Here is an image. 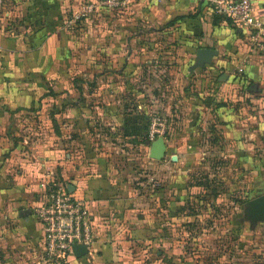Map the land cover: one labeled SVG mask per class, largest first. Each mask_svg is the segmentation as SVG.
Listing matches in <instances>:
<instances>
[{"label": "crops", "instance_id": "crops-1", "mask_svg": "<svg viewBox=\"0 0 264 264\" xmlns=\"http://www.w3.org/2000/svg\"><path fill=\"white\" fill-rule=\"evenodd\" d=\"M4 1L0 0L1 264H40V232L30 212L49 182L68 186L94 222L87 253L79 258L72 254L64 264H124L127 250L143 259L162 240L155 224H165L167 210L182 202V196L167 197L166 188L183 189L191 197L195 183L180 185L181 177L152 187L153 194L149 190L141 195L103 162L105 154L90 152L80 143L95 132L94 127L93 132L88 130L92 125L123 128L140 122L139 112L146 108L138 102L140 91L129 90L128 101L124 91L119 93L120 75L158 72L165 69L160 62L170 59L193 62L195 73L200 68L196 50H212L209 61L202 64L209 79L202 91L210 98L200 102L190 95L201 116L191 115L189 120L182 110L186 103H173L180 113L179 124L193 125L203 118L210 127L208 139L217 140L222 156L232 153L245 160L247 155H264V56L245 27L220 16L213 22L216 17L205 1L135 0L92 23L72 19L81 0H40L39 6L28 0ZM250 1L254 16L264 24V0ZM104 63L109 89L94 86L95 99L87 101L92 94L86 71L93 68L96 81ZM196 87L189 86V91ZM31 124L34 131L29 127L27 134ZM54 124L61 125L60 131H54ZM41 125L47 126L42 130ZM58 139L63 140L62 149L55 147L53 141ZM165 155L158 161L162 170ZM184 198L177 214L184 212Z\"/></svg>", "mask_w": 264, "mask_h": 264}, {"label": "rangeland", "instance_id": "rangeland-1", "mask_svg": "<svg viewBox=\"0 0 264 264\" xmlns=\"http://www.w3.org/2000/svg\"><path fill=\"white\" fill-rule=\"evenodd\" d=\"M84 1L88 0H81L78 7ZM108 13L112 11L101 9L90 12L82 19L92 23L99 16L108 17ZM157 63L150 61L153 65ZM160 66L165 69H158V72L150 70L148 75L143 76L140 71L131 73L127 78L125 75L117 77L116 83L123 89L119 93L123 94L124 91L123 95L128 101H131V89H138L143 94V100L138 94V102L146 108L139 112L138 124L126 125L124 128L108 123L92 125L88 130L93 132L94 127L95 132L80 142L90 152L94 149L105 154L101 156L103 162L110 163L117 171L118 179L127 182L141 195H147L149 190L153 194L152 187H161L162 183L166 186L180 177L178 183L183 186L201 183L198 187L193 185L183 213L176 212V218L173 219L166 215L168 219L164 220L165 224H155L154 227L159 226L160 233H163L157 236L162 240H157L155 251L142 259L136 251L127 250L124 264H143L144 261V264H264V220L251 223L244 215L246 202L264 193V155H247L245 160L237 159L232 153L222 156V151L217 152V140L208 139L206 131L210 127L203 118L197 124H179L180 113L173 103L178 105L179 100L186 103L182 110L184 117L187 116L189 120L191 115L201 116L194 111L198 104L190 102V95L200 102L210 98L203 92L209 80L203 72L205 66L194 69L196 77L192 71L194 63L189 60L179 63L170 59L165 63L160 62ZM100 68L102 73L108 72L106 63ZM95 73L91 68L84 77L92 94L87 97V101L95 99L92 91L94 86L102 84L109 89L110 75L103 73L95 81ZM194 84L197 87L191 93L189 86ZM105 100H109V96ZM174 112L178 113V117L174 116ZM46 126L41 125L42 130ZM29 127L34 131V125H28L27 134L30 132ZM54 127L55 132L57 129L60 131L61 125L54 124ZM178 130L180 133L182 130L183 134H177ZM157 137H161L168 147L167 152H164L166 171L158 168V161L163 157L156 160L151 155L150 143ZM53 142L57 149H62L63 140ZM172 192L166 188L165 194L170 197Z\"/></svg>", "mask_w": 264, "mask_h": 264}, {"label": "built area", "instance_id": "built-area-1", "mask_svg": "<svg viewBox=\"0 0 264 264\" xmlns=\"http://www.w3.org/2000/svg\"><path fill=\"white\" fill-rule=\"evenodd\" d=\"M135 0H88L79 5L73 20L101 9L121 11ZM212 15L222 16L245 27L256 42L255 48L264 56V24L255 16L250 0H203ZM151 132H149V137ZM40 232L38 263H65L72 255V245L86 249L93 242L94 222L85 205L73 196L68 186L49 182L41 191L30 212Z\"/></svg>", "mask_w": 264, "mask_h": 264}, {"label": "water", "instance_id": "water-1", "mask_svg": "<svg viewBox=\"0 0 264 264\" xmlns=\"http://www.w3.org/2000/svg\"><path fill=\"white\" fill-rule=\"evenodd\" d=\"M213 51L208 48H198L195 52L197 65H202L209 61L210 55ZM151 155L154 159L160 160L165 152V144L161 137H157L150 143ZM246 209L244 211L245 218L251 223L257 220H264V193L249 199L246 202ZM87 253L83 245H72V254L74 257H81Z\"/></svg>", "mask_w": 264, "mask_h": 264}, {"label": "trees", "instance_id": "trees-1", "mask_svg": "<svg viewBox=\"0 0 264 264\" xmlns=\"http://www.w3.org/2000/svg\"><path fill=\"white\" fill-rule=\"evenodd\" d=\"M28 2L29 3H31V5H41V4H43V2L42 1H40V0H28ZM212 17H216L215 19L213 18V22H215L216 21V19L218 18V15H212ZM220 17H222V16H220ZM225 19V18H224ZM123 128H124V126H123ZM197 185H201V183H196ZM196 185V186H197ZM198 187V186H197ZM172 196L175 198L176 197V195L178 196H182V199L180 200V201H184L185 200V196H186V198H187V193H185V190H183V189H178L177 191H173L172 193ZM178 199H176V201H177ZM182 202H180V204H177L175 207L176 208H173V210H170V209H168L167 211H168V216L171 218V219H173V218H176V215H174L176 212H178V210L180 209V207L182 206ZM162 234V233H161ZM160 234V235H161ZM163 235V234H162ZM132 237L133 238H136L135 237V235H132Z\"/></svg>", "mask_w": 264, "mask_h": 264}]
</instances>
